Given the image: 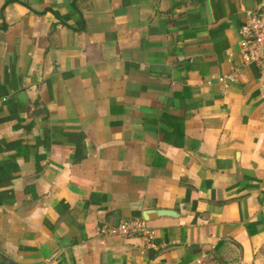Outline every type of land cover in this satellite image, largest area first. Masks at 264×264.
<instances>
[{
    "label": "crops",
    "instance_id": "obj_1",
    "mask_svg": "<svg viewBox=\"0 0 264 264\" xmlns=\"http://www.w3.org/2000/svg\"><path fill=\"white\" fill-rule=\"evenodd\" d=\"M261 1L0 0V264H264Z\"/></svg>",
    "mask_w": 264,
    "mask_h": 264
},
{
    "label": "built area",
    "instance_id": "obj_2",
    "mask_svg": "<svg viewBox=\"0 0 264 264\" xmlns=\"http://www.w3.org/2000/svg\"><path fill=\"white\" fill-rule=\"evenodd\" d=\"M241 54L245 64H258L264 62V0L261 6L251 12L240 29ZM227 78L234 80V75L223 76L221 81ZM99 234L103 236L132 237L141 236L149 244L154 239V230L144 219H127L115 224L104 223L99 228Z\"/></svg>",
    "mask_w": 264,
    "mask_h": 264
},
{
    "label": "water",
    "instance_id": "obj_3",
    "mask_svg": "<svg viewBox=\"0 0 264 264\" xmlns=\"http://www.w3.org/2000/svg\"><path fill=\"white\" fill-rule=\"evenodd\" d=\"M160 214L174 215V212H172L171 210H160Z\"/></svg>",
    "mask_w": 264,
    "mask_h": 264
}]
</instances>
